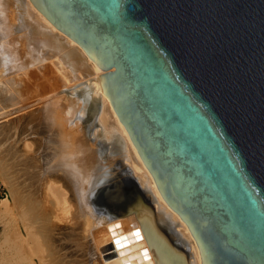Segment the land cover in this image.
Here are the masks:
<instances>
[{
  "label": "water",
  "instance_id": "obj_1",
  "mask_svg": "<svg viewBox=\"0 0 264 264\" xmlns=\"http://www.w3.org/2000/svg\"><path fill=\"white\" fill-rule=\"evenodd\" d=\"M75 40L201 264H264V0H31Z\"/></svg>",
  "mask_w": 264,
  "mask_h": 264
},
{
  "label": "bare ground",
  "instance_id": "obj_2",
  "mask_svg": "<svg viewBox=\"0 0 264 264\" xmlns=\"http://www.w3.org/2000/svg\"><path fill=\"white\" fill-rule=\"evenodd\" d=\"M22 1L26 20L14 15V23L0 0V93L6 104H25L16 111L32 109L23 117V189L11 192L21 260L201 264L190 229L161 196L101 86L103 70L31 0Z\"/></svg>",
  "mask_w": 264,
  "mask_h": 264
},
{
  "label": "rangeland",
  "instance_id": "obj_3",
  "mask_svg": "<svg viewBox=\"0 0 264 264\" xmlns=\"http://www.w3.org/2000/svg\"><path fill=\"white\" fill-rule=\"evenodd\" d=\"M6 2L9 5L11 18L15 17L12 20V21H14V23H16L17 20L19 18H22V17L25 18V20H26L25 4L23 3L22 0H6ZM14 15H17L19 18L17 19L16 16H14ZM3 81H5V80H3ZM0 82H1V79H0ZM81 90L79 88L77 89L76 96H78L79 98L82 97L83 99L82 98L81 99H82V101H84V97L82 96ZM24 105L23 104H6L5 96L2 93H0V264H24V261L21 260V258L19 257L20 256V252H19L20 250L18 249V246H19L20 242L18 240V237H16V225H17L18 221H20L19 215L17 214L18 208L16 206L17 203L14 202V199H13V196L11 193L12 191H15V190L21 191L23 189V186H21V184L23 185V183L21 180L22 179L21 178L22 177V169H21L22 168L21 167L22 162L20 159V155H21L20 152H22V150H23L22 146H21V138L24 136V132L22 131V127L24 125L25 118H23V117L26 116L27 114H29L30 111H32V109H27V110L25 109V111H24V109L20 110V111H16V110H19L20 107L22 108ZM33 108L35 109L36 107L33 106ZM9 124L13 125L16 128V130L14 128L12 131L9 128L11 126V125L9 126ZM10 131H11V134H10ZM16 150H18V151H16ZM13 151H16V152H13ZM11 160H12V162H11ZM19 183H20V185H19ZM14 186H15V188H14ZM18 187L19 188L21 187V188L18 189ZM8 203L12 207L11 210L7 208ZM7 209L9 210L8 212L6 211ZM4 213H6V214H4ZM9 233H11V234H9ZM6 235H7V238L10 237L9 240L6 238ZM12 237H14V238H12ZM15 238L17 239L16 241L14 240ZM12 240H14V241H12ZM7 242H8V245H7ZM13 242H15V243L17 242V245H14V248L11 247V246H13ZM10 244H12V245L10 246ZM8 247H11V248L9 249ZM16 249H18V250H16ZM106 251L108 252L109 250H106ZM16 253L19 254L18 257L16 255ZM9 254H12V258ZM14 255H16V257ZM8 257H10V258H8ZM18 258L20 259L19 263L17 261ZM9 260L12 262H9Z\"/></svg>",
  "mask_w": 264,
  "mask_h": 264
},
{
  "label": "snow or ice",
  "instance_id": "obj_4",
  "mask_svg": "<svg viewBox=\"0 0 264 264\" xmlns=\"http://www.w3.org/2000/svg\"><path fill=\"white\" fill-rule=\"evenodd\" d=\"M137 235H138V233H137Z\"/></svg>",
  "mask_w": 264,
  "mask_h": 264
}]
</instances>
